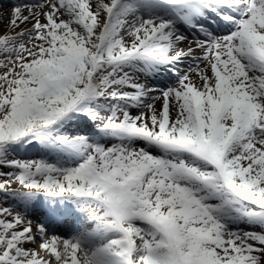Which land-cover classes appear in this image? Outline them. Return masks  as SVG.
I'll return each instance as SVG.
<instances>
[{
    "label": "snow or ice",
    "instance_id": "snow-or-ice-1",
    "mask_svg": "<svg viewBox=\"0 0 264 264\" xmlns=\"http://www.w3.org/2000/svg\"><path fill=\"white\" fill-rule=\"evenodd\" d=\"M0 264H264V0H0Z\"/></svg>",
    "mask_w": 264,
    "mask_h": 264
},
{
    "label": "bare ground",
    "instance_id": "bare-ground-1",
    "mask_svg": "<svg viewBox=\"0 0 264 264\" xmlns=\"http://www.w3.org/2000/svg\"><path fill=\"white\" fill-rule=\"evenodd\" d=\"M157 106L159 107V104Z\"/></svg>",
    "mask_w": 264,
    "mask_h": 264
}]
</instances>
